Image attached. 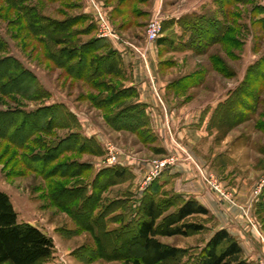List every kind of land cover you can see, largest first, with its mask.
<instances>
[{
	"label": "rangeland",
	"instance_id": "obj_1",
	"mask_svg": "<svg viewBox=\"0 0 264 264\" xmlns=\"http://www.w3.org/2000/svg\"><path fill=\"white\" fill-rule=\"evenodd\" d=\"M120 1H106L110 6L118 7L117 12H105L115 35L109 39L122 42L130 40L131 44L142 49V54L133 50L143 61L148 56L147 25L155 16L163 20L168 13L179 12L184 8L192 10L194 7V11L198 12L216 11L218 19L226 24L223 41L189 50L190 54H185L186 47L183 44H177L175 53L165 58L179 60L173 77L200 67L206 70V77L199 76L200 81L192 82L193 79L185 76L179 84L180 88L197 85L191 97L198 94L202 87L200 94L203 103L215 105L209 120L204 126L201 122L190 125L192 130L199 132L190 141L181 134V123L172 124L164 119L162 125L157 122V118L152 117L151 111L149 114L147 104L140 101L137 86L127 85L125 74H122L124 77L109 73L96 76L94 81H109L114 90L73 76L58 59L59 49L70 44H58L55 39L57 35L62 36L72 44L93 37L101 38L89 0H0V35L7 45L0 55L15 56L32 72L45 91L40 99L16 93H0V108L32 110L61 103L68 111V115L64 113L65 119L71 121L69 126H42L23 148L15 139L20 138L19 135L0 137V189L8 193L22 219L38 222L54 235L58 262L53 256L52 263L133 264L132 259L125 262L132 225L127 226L125 219L120 218L123 208L118 207V204L125 197V191L130 193L128 190L135 187V180L134 189L142 194L156 180L153 179L144 187L153 169V161L165 160L168 168L185 160L192 164L202 182L217 199L230 205L237 216L246 220L250 231L264 247V0H223V5H220L222 0H147L144 6L134 4L135 8L152 9L148 15L138 19L126 14L130 11L123 5L130 0H123L125 4H120ZM102 2L104 0L97 1L101 7L104 4ZM24 5H27L26 13L21 9ZM29 7L35 8L43 17L33 25L29 21L33 13H30ZM82 13H86L87 17L74 19L78 22L73 28L76 33L69 36L59 32L49 34L54 28V20L65 21ZM31 26L34 28L31 29ZM189 31L191 36L192 31ZM106 50L102 48L91 53L96 56ZM160 67L159 72L164 76L168 65ZM124 71L128 74L126 69ZM147 72L151 76L148 69ZM121 87L133 88L122 93L125 97L121 102L111 100L109 108L97 106L101 98H110ZM136 104L144 106L143 110L138 108L146 114L145 120L142 118L144 123H140L137 128L111 123L110 119L117 110L125 114ZM159 113L160 110L155 111V115ZM142 130L143 133L140 132ZM75 131L87 137L80 149L64 147L57 157L52 153L55 157L51 158V162L46 163L42 159L44 156L49 157L51 144ZM168 143L169 152L165 149ZM95 149L97 152H94ZM122 158L132 159L135 164H151V167L143 168L138 177L133 172L130 177L115 178L107 168H114ZM104 168L108 175H112L110 180L100 177ZM211 174L219 190L209 183ZM104 181H107L106 184L102 183ZM91 184L94 191L88 198L86 188L91 187ZM173 193L179 192L172 183L163 185L155 196L167 199L166 195L169 198ZM68 195H74L71 202L67 200ZM204 200L206 204L201 203L209 213L189 218L203 224L205 228L202 231L185 236L160 234L158 238L165 244L189 251L204 246L215 231L222 229L220 219L210 208V200ZM176 208V205L166 208L158 221ZM91 213L99 215L98 219L92 220ZM121 230L130 232L121 236ZM232 235L239 241L252 264H264V256L257 255L255 248L249 252L244 241ZM129 257L133 258L131 255ZM186 260L183 258L181 262ZM176 263L177 260H170L164 264ZM141 264L162 263H155L148 254Z\"/></svg>",
	"mask_w": 264,
	"mask_h": 264
},
{
	"label": "trees",
	"instance_id": "obj_2",
	"mask_svg": "<svg viewBox=\"0 0 264 264\" xmlns=\"http://www.w3.org/2000/svg\"><path fill=\"white\" fill-rule=\"evenodd\" d=\"M220 5H223V0L222 2L220 1ZM17 6L20 7L19 4ZM26 6L24 5L21 8L25 13ZM31 8L29 7V11L33 13L32 17H29L30 24L43 18L35 8ZM86 17V13H82L78 17L68 18L65 21L52 20L54 28L52 29L53 31L50 30L49 34H57L58 32L66 36L74 34L76 32L73 28L78 23L74 19H86ZM182 22L187 30L192 31L188 45L194 49L225 39L226 24L218 19L216 11L193 15ZM33 28L34 26H31V29ZM160 40L162 38H159ZM55 42L58 44H64L65 42L70 44V46H64L59 49L60 57L58 59L67 66L73 76L83 78L86 81L90 80L93 84L98 83L102 87L110 88V90H114L111 82L101 79V81H94L96 76L109 73L124 77L122 75L123 69L120 55L112 48L108 39L93 37L82 43L71 44L67 39L65 41L62 36L57 35ZM6 46L4 39L0 35V52L5 51ZM102 48H107V50L100 55L93 56L91 53ZM52 56L54 57V55ZM187 78L193 79L191 81L194 82L199 80V75H189ZM131 88L133 87L116 89L115 94L110 98H101L97 106L109 108V101L119 102L125 97L122 93ZM44 92L32 72L26 69L15 56L9 54L0 55V93H16L31 99H40L44 96ZM64 107L61 103H55L32 110L0 108V137L9 138L10 136L19 135L20 138L15 137V139L18 142L17 144L23 148L28 144L30 137L39 131L42 126L46 125V128L53 124L56 126L63 124L69 126L71 121L65 119L64 113L68 115V111ZM138 108L143 110L144 106L136 104L133 108L130 107L128 113L126 112L125 114L117 110L114 117L110 119L111 123L137 128L140 123H144L142 118L144 119L146 116ZM29 119L31 121H28ZM140 132L143 133L144 131ZM85 140H87V137L76 131L64 138L60 137L56 143L51 144L52 152L48 153L49 157L44 156L42 159L46 163L51 162L55 156L59 155L60 151L65 149L64 147L71 146V148L80 149L85 144ZM53 152L55 153L54 157ZM94 152H97V150L95 149ZM32 158L35 159L34 157ZM62 165H65V163ZM107 169L115 178L117 176L126 178L132 175L129 169L122 165ZM102 172L103 174H100V177L110 180L112 175H108L109 173L106 172V169ZM106 182L102 183L106 184ZM90 186L86 188L88 198L92 196L94 191L93 185L91 184ZM162 186V183L155 180L144 191L139 204L136 206L130 202L129 195L126 194L127 197L123 198L118 204V207L123 208L120 218L125 219L127 226L130 227L132 225L125 262L132 259L133 264H141L144 256L149 254L155 263L162 264L170 260H177L176 264H252L246 258L239 241L225 228L215 231L204 246L194 251L162 242L158 238L160 234L185 236L202 231L205 228L204 225L191 221L189 218L196 214L209 213L207 207L196 198H185L180 193H173L169 198L166 195L165 198L167 199L156 198L155 194L160 192ZM67 198L70 201L71 198H74V195H68ZM174 205L177 206L176 210L164 215L158 221V218L162 216L166 208ZM90 215L93 216L91 217L92 220L99 217L97 214L93 215L91 213ZM129 232V230H121L119 233L124 236ZM54 248L55 244L51 236L30 222L19 221L18 213L10 196L0 189V264H59L51 262L55 251ZM130 255L133 258L129 257ZM183 258H187V260L181 262Z\"/></svg>",
	"mask_w": 264,
	"mask_h": 264
},
{
	"label": "crops",
	"instance_id": "obj_3",
	"mask_svg": "<svg viewBox=\"0 0 264 264\" xmlns=\"http://www.w3.org/2000/svg\"><path fill=\"white\" fill-rule=\"evenodd\" d=\"M89 1L91 4L90 6L93 7L91 0ZM93 1L99 5V3H97L99 0ZM106 1L108 2L109 0ZM106 1L104 0V2H102L104 4H101L104 12L108 14V10L109 12L118 11V7L116 5L112 7L109 5L110 3L107 4ZM146 1L147 0H130L129 3L125 4L122 0L120 1V4H125L123 6L128 7L130 12H126V14L132 15L135 19H138L139 17L148 15L147 13H150L152 9H146L144 7L135 8L134 4H143L144 6ZM192 8V10L189 8H184L179 12L170 14L168 13L163 17V30L159 37L160 39L162 38V40L159 41L158 38L157 41L147 42L146 48L148 50V56L146 61H143L133 50L132 46L130 45L132 43L130 40H125V42H122L120 40L111 41L109 38H106L110 41L112 48L115 49L120 55L123 74H125L124 79L127 81V85L137 86L140 92V101L147 104V111L149 114H151V111L152 117L155 119L157 118V122L161 123L162 125L164 119H166L169 123L171 121L172 124L181 123L183 126L181 134H183V136L188 138L187 140L190 141L193 140V136H197L199 133L192 130L190 125L201 122L204 126L209 120L211 111L214 109L215 105L209 104V102L203 103L202 95L200 94L202 87L199 88L200 91L198 94H196L194 97H191V93L197 89V85L189 86V88L181 86L180 88L179 80H182V77L196 74L199 76L204 75L206 77L207 72L204 68L200 67L179 77H173L176 75L175 71L177 65L179 64V60L175 61L174 59L165 58L166 56H171L170 54L175 53L177 44H183L186 47L185 54H190L189 50L194 51V48L188 45L191 38V36L188 34L190 31L183 26L182 21L193 15H200L206 12L194 11L196 8ZM121 16L123 15H119V17ZM174 58L176 59V57ZM164 64L168 65V68L165 69L167 72L163 76L159 72V67ZM125 69L128 71V74L125 73ZM147 69L150 71L151 76L148 75ZM208 75H210V73H208ZM200 80L201 78L199 77V81ZM174 83L176 85H174ZM179 102L180 105L178 104ZM163 109L165 111L164 113ZM157 110H160L161 114L159 113L158 115H155V111ZM169 130L170 133H172L170 126ZM165 149L168 152L171 151L170 143L165 145ZM181 161L182 162H179L178 164L170 165L168 168H166V170H164L162 174L156 178V180H158L163 185H169L173 183L175 190L182 194L185 198L194 197L204 204L207 202L204 200L205 198L210 200L209 202L212 204V207H210L212 212L221 221L220 227L228 229L237 238L243 240L249 252L255 248L257 255L264 256V247L254 237L246 220L241 216H237L230 205L225 204L213 195L211 189L206 186L204 182H202L200 175L192 166V164L184 162L185 160ZM117 165L127 167L132 175L134 172L136 177L139 176V172L140 175L142 174L143 168L145 169L146 167L147 169L151 167V164H135L133 163L132 159L128 158H122V160L120 159V164ZM129 181H131V179L126 180V183ZM136 183L137 182L135 180V189ZM134 188L128 190L130 193L125 191V194L129 195L130 202L136 206L141 200L142 193H138ZM126 195L124 198L127 197ZM17 213L19 221L30 222L31 224L43 230L47 235L51 236L55 241L54 235L45 230L40 223L28 219H22L19 216V211H17ZM54 250L53 256L55 257V262H58V252L56 247Z\"/></svg>",
	"mask_w": 264,
	"mask_h": 264
},
{
	"label": "built area",
	"instance_id": "obj_4",
	"mask_svg": "<svg viewBox=\"0 0 264 264\" xmlns=\"http://www.w3.org/2000/svg\"><path fill=\"white\" fill-rule=\"evenodd\" d=\"M91 3L94 9L93 15H94L95 21L97 25L99 26V36L102 38H111V36H115L112 26L109 22V19L106 13L104 12V10L102 9V7L96 4L93 0H91ZM162 30H163L162 19L159 16L153 17L147 25V31H146L147 41L148 42L157 41V39L160 37L162 33ZM130 45L135 51L140 52L142 54V51H141L142 49L138 48V46L134 44H130ZM113 158L114 160H116L115 157ZM110 162H113V161H110ZM166 167H167V161L165 160L164 161H157V160L153 161V169L151 170V174H149L148 176V179H147L148 183L145 184L144 187H147L153 179L157 178L161 174V172L166 169ZM209 178H208L209 183H211L214 186V188L219 190L217 181L214 179L212 174Z\"/></svg>",
	"mask_w": 264,
	"mask_h": 264
}]
</instances>
